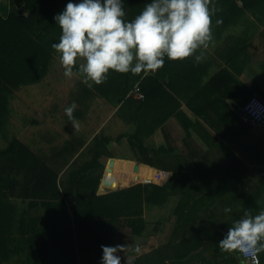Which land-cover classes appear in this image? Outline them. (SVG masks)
Masks as SVG:
<instances>
[{"label": "crops", "instance_id": "0c3cea01", "mask_svg": "<svg viewBox=\"0 0 264 264\" xmlns=\"http://www.w3.org/2000/svg\"><path fill=\"white\" fill-rule=\"evenodd\" d=\"M247 1L253 4L248 10L243 9L242 0H235V9L229 5L217 7L212 17L213 41L208 49L200 50L205 56L202 62L196 63L193 57L184 61L168 59V68L150 73L158 74L163 89L149 99L147 108L140 110L137 104L141 101L135 98L131 114L121 115L125 101L115 108L113 105L112 114L116 112L117 121L139 133L153 162V166L145 165L137 148H130L125 156L105 154L102 158L106 173L98 196L140 185L149 188L143 204L136 205V228L128 226L126 217L114 222L110 246H128L125 254L134 260L157 256L161 248L168 246L165 256L170 264L177 256L173 248L188 240L194 249L177 251L187 260H196L190 264H246L239 252H222L218 243L246 211L256 215L264 210V127L242 117L244 105L235 100L240 89L250 97L258 87L264 95V0ZM219 2L225 0L215 1ZM217 19L222 23L216 24ZM185 61L194 62V67L182 74ZM222 71L229 76H219ZM104 100L105 106L107 98ZM231 111L243 121L235 120ZM114 162L133 165L132 170L115 172L122 183L124 178L138 181L115 187L106 178ZM150 178L151 182L144 181ZM155 187L166 188V192L158 194ZM163 195L171 212L166 245H160L159 218L149 214V210L159 211ZM225 207L232 209L230 214L222 213ZM44 213L42 207L30 218ZM15 219L19 225L16 214ZM123 235L128 241L122 240ZM137 245L139 255L134 251ZM125 254L120 253L121 257ZM258 258L264 264V253Z\"/></svg>", "mask_w": 264, "mask_h": 264}, {"label": "trees", "instance_id": "16d2710c", "mask_svg": "<svg viewBox=\"0 0 264 264\" xmlns=\"http://www.w3.org/2000/svg\"><path fill=\"white\" fill-rule=\"evenodd\" d=\"M229 1L216 3V6L229 5L230 9H235V0ZM242 1L244 10L253 6L250 1ZM68 2L69 0H9L6 9L0 6V133L8 124L9 106L14 92L21 86L42 83L47 77L50 64L57 54L51 46L59 42L61 35L54 16L61 13ZM72 2L78 3L79 0ZM148 2L150 0H124L125 19L133 20ZM164 60V66L160 70L169 66L168 58L165 57ZM183 63L184 68L180 69L182 74L194 67V62ZM187 67L189 68L186 69ZM219 76L229 75L222 71ZM135 80L139 92L145 96L137 104L143 110L147 108L149 99L159 94L163 85L158 74L145 75L142 72L136 75ZM129 82L128 73L114 72L103 84L96 85L94 92L84 90L80 104L83 105L90 97L96 96L106 97L107 101L120 104L125 101L126 94L123 96L119 93L129 90ZM255 91L251 96L257 94L264 101L262 91L258 87ZM249 95L240 89L235 100L245 105L251 97ZM133 107L132 110L135 109ZM80 111L83 112L82 109ZM80 111H74L75 119L82 117ZM231 114L235 115V120L243 121L236 113L231 111ZM128 140L144 157L145 165L153 166L139 133H134ZM78 141L66 142L58 149L52 148L55 155L50 158L44 155V150L43 155L36 153L18 139L12 140L0 152V264H14L11 262L13 258H18V264H100L101 245L110 246L116 219L126 217L128 226L136 228L137 222L133 220L137 216L136 205L143 204L148 187L140 185L107 196L97 195L102 175L97 176L96 173L102 170L99 162L105 154L108 155L107 149L110 146L109 139L104 135L95 137L91 146L86 149V153L93 158L84 168L77 166L68 178H60L58 160L65 155L72 156L71 151L76 152L79 146L85 144ZM93 179L94 185L91 184ZM155 189L158 194L166 192V188ZM10 198L30 201L32 208L40 205L45 210L42 216L30 218L29 223L24 218L19 222L22 226L20 230H23L20 237L14 233L18 222L9 203ZM151 200L152 198H148V201ZM192 248L191 241L180 242L173 248L177 256L170 264H190L195 261L178 254L179 251H192ZM167 250L168 246L161 248L157 256L138 258L134 260V264H169L165 256Z\"/></svg>", "mask_w": 264, "mask_h": 264}, {"label": "clouds", "instance_id": "9594fccd", "mask_svg": "<svg viewBox=\"0 0 264 264\" xmlns=\"http://www.w3.org/2000/svg\"><path fill=\"white\" fill-rule=\"evenodd\" d=\"M124 0H79L69 2L54 16L61 29L58 43L52 48L59 54L63 75L72 78L74 68L89 87L101 85L110 71L147 75L164 66V58L196 63L205 59L204 51L213 41L212 17L218 11L215 0H150L131 21L125 19ZM222 23L217 19L216 24ZM199 52V54H198ZM73 102L64 109L75 129ZM225 207L226 214L231 213ZM222 252L250 253L252 264H259L264 253V210L253 215L246 211L233 222L219 241ZM100 264H134L135 257L125 254L128 246L101 245ZM136 255L141 253L137 245ZM120 253L125 256L121 257Z\"/></svg>", "mask_w": 264, "mask_h": 264}, {"label": "rangeland", "instance_id": "374dc122", "mask_svg": "<svg viewBox=\"0 0 264 264\" xmlns=\"http://www.w3.org/2000/svg\"><path fill=\"white\" fill-rule=\"evenodd\" d=\"M8 5L9 0H0V6L4 9H6ZM63 72L64 69L60 64L59 54L57 53L50 64L48 75L42 83L21 86L14 92V97L11 98L9 106L10 116L8 124L5 130L0 133V152L5 150L12 140L18 139L36 153L41 154L42 150H44V155H48L50 158L51 155H55V151L52 148L58 149V147L64 146L66 142L73 143L77 140H79L78 142H85V144L79 146L76 152L71 151V154H73L72 156L65 155L63 158L60 157L62 158L60 160L57 158L60 163L58 168L61 171L60 178L65 180L69 177V174L75 171L77 166H79V168H84V165L92 160L93 156L86 153V149L91 146L95 137L101 135L107 137L110 142V146L107 149L108 155L119 157L121 155L125 156L126 152L130 153V148H133V145L128 140V137L133 135L135 131L133 127L117 121L116 112L114 114L116 117H113L112 111L118 102L108 100L104 106V98L106 97L96 96L90 97L85 104L83 103V105H81L80 98L84 96V90H93L94 92L96 85L89 87L85 84L82 75H80L75 68L74 75L70 79L66 78ZM114 72L115 71H110L107 74V79ZM150 73L151 72H149L148 75H150ZM128 75L130 79L128 87L130 88L129 90H124L119 93L121 95L123 94V96L126 94L125 97L127 96L125 99L127 105L121 110V115H125L126 113L131 114V105L136 101L135 95L138 87V83L135 82L136 75L131 73H128ZM73 102L78 106L75 111H80V109L83 110V112L80 111L82 117L75 119L78 124L77 129L74 128L72 121L68 119L64 112V109ZM102 162L101 159L99 163L102 170L100 169L96 174L97 176L102 175V177H105L106 169L103 167ZM132 167L133 165L131 163L114 162V167L109 166L106 178L112 180L115 187L133 184L138 181V179L133 178L128 180L124 178V183H122L120 178L115 177V172L117 170L126 172L127 170H132ZM144 181L151 182L152 179H145ZM91 184H95L94 179ZM9 203L13 207L19 222L24 218L27 219L26 221L29 223L30 216H35V214L38 215L39 211L42 209L40 205L32 208L29 205L30 201L24 202L23 200L15 198H10ZM169 204L167 196L163 195L161 196V207L159 211L154 210V213H152V211L149 210V214H154V216L157 215L160 221V245H166L168 240V234H166L167 220L171 213ZM222 213L226 214L225 212ZM21 227L22 226L19 224L14 228L15 236L20 237L23 231L22 229L20 230ZM163 232L165 234H163ZM121 237L122 240L128 241L125 235ZM11 262L18 264L19 260L18 258H13ZM79 262L81 263L80 259ZM81 264H83V262Z\"/></svg>", "mask_w": 264, "mask_h": 264}, {"label": "built area", "instance_id": "2783aa9c", "mask_svg": "<svg viewBox=\"0 0 264 264\" xmlns=\"http://www.w3.org/2000/svg\"><path fill=\"white\" fill-rule=\"evenodd\" d=\"M136 91V98L138 100H144L145 96L139 92L138 87ZM242 112L252 123L264 127V101L257 94H254L248 99L242 107ZM240 256L246 261V264H252L253 256L251 253L247 256H242L240 254ZM259 264H261L260 260Z\"/></svg>", "mask_w": 264, "mask_h": 264}, {"label": "water", "instance_id": "95a60500", "mask_svg": "<svg viewBox=\"0 0 264 264\" xmlns=\"http://www.w3.org/2000/svg\"><path fill=\"white\" fill-rule=\"evenodd\" d=\"M241 116L249 120V118L246 117L245 114H244L243 112H241Z\"/></svg>", "mask_w": 264, "mask_h": 264}]
</instances>
